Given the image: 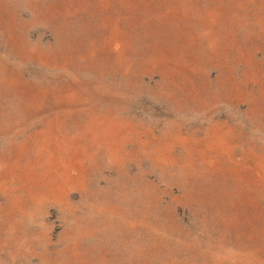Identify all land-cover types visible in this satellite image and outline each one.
Instances as JSON below:
<instances>
[{
	"label": "rangeland",
	"instance_id": "374dc122",
	"mask_svg": "<svg viewBox=\"0 0 264 264\" xmlns=\"http://www.w3.org/2000/svg\"><path fill=\"white\" fill-rule=\"evenodd\" d=\"M0 264H264V0H0Z\"/></svg>",
	"mask_w": 264,
	"mask_h": 264
}]
</instances>
